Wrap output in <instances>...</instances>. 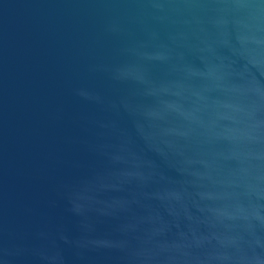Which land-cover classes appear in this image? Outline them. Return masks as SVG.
<instances>
[{"label":"water","instance_id":"water-1","mask_svg":"<svg viewBox=\"0 0 264 264\" xmlns=\"http://www.w3.org/2000/svg\"><path fill=\"white\" fill-rule=\"evenodd\" d=\"M0 264H264V0H0Z\"/></svg>","mask_w":264,"mask_h":264}]
</instances>
